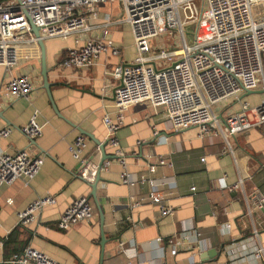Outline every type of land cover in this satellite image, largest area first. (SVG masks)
<instances>
[{
    "label": "crops",
    "instance_id": "obj_1",
    "mask_svg": "<svg viewBox=\"0 0 264 264\" xmlns=\"http://www.w3.org/2000/svg\"><path fill=\"white\" fill-rule=\"evenodd\" d=\"M96 9L97 18L87 20L92 27L88 32L44 41L49 94L43 88L40 58L10 71L0 67V130L13 128L7 138H0V151L13 154L29 148L44 157L28 185L17 180L0 187V239L11 235L0 249V264H11L28 246L60 264H264L254 255L256 246L264 249V208L249 213L247 206L251 190H260L264 197V125L228 137L224 124L243 103L255 107L264 100V81L252 92L215 105V122L183 131L172 128L162 107L135 104L118 113L117 82L110 72L118 63L131 62L136 52L121 4L102 3ZM106 22L108 28H100ZM102 36L120 48L119 57L101 55L87 69L60 67L68 49ZM19 75L31 78L32 91L27 97L7 98L4 87ZM34 114L41 136L30 141L19 128ZM105 116L119 125L116 138L125 170L134 179L144 177L161 187L171 215L161 218L158 207L148 201L130 206L132 199L146 198L150 187L147 182L135 188L121 183L122 166L109 145L104 153L111 164L100 173L95 197L77 176L79 163L68 147L76 136H85L83 158L99 163L102 153L94 140L105 141ZM158 158L165 164H158ZM149 164L155 166L154 173ZM48 195L55 204L45 207L36 222L19 226L18 212ZM81 196L94 207L91 220L57 229L62 212ZM169 239L180 243L175 250Z\"/></svg>",
    "mask_w": 264,
    "mask_h": 264
},
{
    "label": "built area",
    "instance_id": "obj_2",
    "mask_svg": "<svg viewBox=\"0 0 264 264\" xmlns=\"http://www.w3.org/2000/svg\"><path fill=\"white\" fill-rule=\"evenodd\" d=\"M111 2L121 4L123 22L130 27L136 52L131 62L118 63L110 72L117 82L114 106L118 113L135 104L162 107L172 128L183 131L215 122L214 105L255 90L264 81V0H0V67L10 71L24 61L39 60V40L65 39L88 32L92 27L87 20L98 16L96 6ZM31 25L38 29L39 37L34 36ZM109 25L106 22L100 28L106 30ZM188 26H195L191 41L185 36ZM173 32L178 34L177 42L170 38L167 49L151 52V39L167 33L173 35ZM120 54V48L112 40L104 36L90 38L82 46L68 49L60 67L87 69L101 55L119 57ZM32 88L31 78L19 75L6 84L4 92L7 98H20L27 97ZM102 124L105 141L115 150L122 166L121 183L135 188L138 183L147 182L150 187L146 198L132 199L130 206L137 208L148 201L158 207L161 218L171 215L173 210L165 202L161 187L144 177L134 179L125 170L124 154L116 138L117 122L105 116ZM224 124L228 137L264 125V100L255 107L243 103L239 112L224 119ZM12 130L9 126L1 129L0 138H7ZM19 131L30 141L39 138L41 127L36 114ZM85 147L86 137L78 135L68 151L74 160L83 164L77 176L93 184L98 163L83 158ZM156 160L160 165L165 164L161 158ZM43 161L41 154L34 155L29 148L13 154L0 151V187L10 186L17 180L28 185ZM110 164L105 161L101 171ZM149 172H155L154 165L149 164ZM238 184L242 185V179ZM248 200L249 213L264 208L260 190H251ZM6 202L12 203L11 199ZM54 204L55 198L49 195L32 202L18 212L19 226L36 222L41 211ZM93 209L88 197L74 199L57 220V229L65 231L90 221ZM168 243L174 250L180 244L173 239ZM3 244L4 240L0 239V249ZM254 255L264 260L262 246L255 247ZM11 264L60 263L28 246Z\"/></svg>",
    "mask_w": 264,
    "mask_h": 264
},
{
    "label": "water",
    "instance_id": "obj_3",
    "mask_svg": "<svg viewBox=\"0 0 264 264\" xmlns=\"http://www.w3.org/2000/svg\"><path fill=\"white\" fill-rule=\"evenodd\" d=\"M31 31H32V33L34 34L35 37H39V31H38V29L35 28L32 25H31ZM38 45H39L40 53H41V55H40V65H41V75L43 77V88L46 89L47 93L49 94V88H50V85L51 84H49L48 83V80H47V72L48 71L46 69V63H45V47H44V41L39 40L38 41ZM246 92H252V91H246ZM84 135H88V134H85L84 133ZM90 138L93 139L91 136H90ZM94 141H95L96 145L98 146V148L100 149V151L102 153L101 160L98 163V171H97V174H96V177H95V181H94L93 184H88L90 186V188H91L92 195L95 197V192H96L97 184L101 180L100 179L101 166H102V164L105 161H109L110 160V157L105 156V153H104V148L107 145L106 141H104V142H98L96 140H94ZM82 166H83V164H81V163L76 166V169H75L76 174H77V171L79 170V168H81ZM104 241L105 240L102 237V241H101V246L102 247H103Z\"/></svg>",
    "mask_w": 264,
    "mask_h": 264
},
{
    "label": "rangeland",
    "instance_id": "obj_4",
    "mask_svg": "<svg viewBox=\"0 0 264 264\" xmlns=\"http://www.w3.org/2000/svg\"><path fill=\"white\" fill-rule=\"evenodd\" d=\"M194 30H195V26H188L185 28V36L188 41H191V38L193 36L190 34L194 33ZM170 38H173L174 42H177V39H179L178 34L175 32H173V35H170L167 33V34L159 35L158 37L154 39H151L149 42L151 52H159L161 50L167 49L168 39ZM263 65H264V61H263ZM214 107L215 105L212 107L213 110H214Z\"/></svg>",
    "mask_w": 264,
    "mask_h": 264
},
{
    "label": "trees",
    "instance_id": "obj_5",
    "mask_svg": "<svg viewBox=\"0 0 264 264\" xmlns=\"http://www.w3.org/2000/svg\"><path fill=\"white\" fill-rule=\"evenodd\" d=\"M9 240H11V235L8 236L7 239L4 241L3 246H5L9 242Z\"/></svg>",
    "mask_w": 264,
    "mask_h": 264
}]
</instances>
